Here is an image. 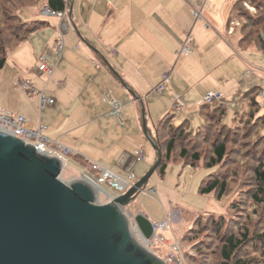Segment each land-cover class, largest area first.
Here are the masks:
<instances>
[{
	"label": "crops",
	"instance_id": "crops-1",
	"mask_svg": "<svg viewBox=\"0 0 264 264\" xmlns=\"http://www.w3.org/2000/svg\"><path fill=\"white\" fill-rule=\"evenodd\" d=\"M239 1L64 0L70 24L60 60L54 63L51 55L60 21L51 18L8 53L0 71V109L24 117L32 129L44 126L43 135L51 145L73 153L69 164L77 175L91 172V165L97 164L139 180L156 161L139 128L153 142L154 126L173 114L170 104L176 97L184 104L176 112L184 116L173 114V123L179 124L193 116L188 112L209 92H220L222 104L234 102L237 109L241 88L264 85L260 47L238 49L229 24ZM198 5L203 20L195 21L192 10ZM187 34L191 52L177 57ZM42 52L54 64L51 76L37 72ZM165 74L169 81L163 93L155 95L152 89ZM20 83L31 85L54 104L42 107L39 96L29 95ZM105 94L123 105V125L106 115ZM140 146L145 163L135 164L133 153ZM156 175L159 181L165 177Z\"/></svg>",
	"mask_w": 264,
	"mask_h": 264
},
{
	"label": "rangeland",
	"instance_id": "rangeland-1",
	"mask_svg": "<svg viewBox=\"0 0 264 264\" xmlns=\"http://www.w3.org/2000/svg\"><path fill=\"white\" fill-rule=\"evenodd\" d=\"M7 1L4 0L1 6L5 5L11 15L15 11L16 14L19 13L20 21L18 24L16 22L10 24L17 26V32L20 36L25 34V30L32 27V22H48L51 19L39 15L40 10L46 7L45 0H9L13 4H8ZM253 1L260 10L251 8L249 5H246L247 9H245L251 16L261 17L262 25L253 28L249 27L246 18H234L230 25L235 41H238L239 38L245 40L250 38L242 45L237 44V46H240L238 49L243 50L259 46L253 40L254 35H256L255 32L264 41V0ZM33 15L38 16L32 18ZM262 54H264V50ZM262 64L264 65V58ZM260 86L264 88V85ZM242 89L240 96L248 90ZM260 92L261 88L257 96L260 110L264 111V108L261 107ZM173 103L174 101L170 104L172 110ZM247 103L248 100L238 103L237 109H234V102L229 106L222 103L207 104L203 114L209 115V129L200 130L197 132L198 137H192L183 144L190 152L196 151L201 154V160L196 168L193 169L188 166L190 165L188 160L186 161L187 166L179 161L168 164L166 175L162 181H159L155 173L134 201L128 207L123 208V213L131 225L133 236L137 241L139 240L138 242L141 239L137 235L132 216L145 215L153 223L160 222L167 217L173 233L169 229L164 236L169 242L173 241L178 244L180 264H223L220 256L221 237L228 233L238 234L247 230L251 243L243 248L244 250L238 256V259H242L247 264H264V202L257 205L250 198L257 190L254 170L259 163L264 168V126L263 122L260 123L259 121L255 122L253 126L250 125L252 122L249 121L247 113H244L242 119L234 117L236 112H238L236 116H239L242 110L249 112L251 108L248 110ZM201 105L202 99L197 100L194 109L190 110L191 113L188 112L189 115H193L189 119L191 129L201 125L199 117V106ZM217 108L226 110L224 122L229 127L222 125L221 115H219ZM36 113L39 114L38 107H36ZM173 114L184 116L183 113L178 114L175 110H173ZM173 114H171V117H174ZM211 118L213 119L211 120ZM156 126L153 128V136H155ZM147 129L152 130L150 127H147ZM139 133L142 134L141 140L146 144L147 149L156 155L142 128H139ZM204 136L208 138L206 143H203L202 140ZM216 138H219L220 141L226 139V161L221 166L206 169L204 168L205 162L211 155V145ZM193 145H196L195 149L192 148ZM160 149L162 160L164 147L161 145ZM140 152H142L141 146L133 153L135 164L145 163L144 154L142 161H137L136 154ZM176 154L177 151L174 153V157ZM66 168L75 173V169L71 164H68ZM210 173L221 177L226 182L227 190L220 201L213 198L215 197L214 193L209 196H202L198 193L201 182ZM135 177L138 178L139 176ZM136 178L134 180L138 181ZM110 195V198L115 197L113 194ZM170 218L174 219L175 223L172 224ZM197 220L198 225H195ZM214 224L215 227H213ZM190 229L194 230L193 233H189ZM146 248L149 251L152 249L149 246H146ZM157 248V250H154L155 255L161 260L165 259L167 247L164 248L159 244Z\"/></svg>",
	"mask_w": 264,
	"mask_h": 264
},
{
	"label": "water",
	"instance_id": "water-1",
	"mask_svg": "<svg viewBox=\"0 0 264 264\" xmlns=\"http://www.w3.org/2000/svg\"><path fill=\"white\" fill-rule=\"evenodd\" d=\"M150 143L155 163L126 193L110 198L85 174L0 132V264H166L138 243L123 213L160 164ZM132 217L149 239L151 222Z\"/></svg>",
	"mask_w": 264,
	"mask_h": 264
},
{
	"label": "trees",
	"instance_id": "trees-1",
	"mask_svg": "<svg viewBox=\"0 0 264 264\" xmlns=\"http://www.w3.org/2000/svg\"><path fill=\"white\" fill-rule=\"evenodd\" d=\"M4 0H0V71L4 68L7 60L8 53L23 43L25 40L29 38L30 35L35 33L40 27L44 26L45 22L40 21H34L32 22V27L25 30V34L19 35L17 32V26L15 24L11 25V22H18L20 21L19 13L16 14V11L13 15L10 14L8 9H6L5 5L1 6ZM46 6L53 10V11H63L65 8V2L64 0H45ZM8 4H11V1H7ZM13 4V3H12ZM249 5L251 8H255L257 10H260L259 7L255 6V1L253 0H242L237 2L233 10L231 12L230 18H229V24L233 22L234 18L241 19L246 18V20L249 22V27L257 28L258 26L262 25V19L261 17H253L251 14L247 13L246 9ZM246 8V9H245ZM256 35L253 39L256 44H258L260 49L264 50V41L263 39H260V36L255 32ZM250 39V38H249ZM248 39V40H249ZM248 40L238 39L237 44L242 45L246 43ZM13 43V44H12ZM240 47V46H238ZM262 88L261 86H255L253 88H250L247 90L240 98L239 103H243L245 100H248V110L249 108L254 109L251 111V109L248 111L242 110L240 112L239 116H236L234 114V117L237 119H242L244 116V113H247L248 119L250 122H252L250 125H254L255 122H263L264 126V111L260 110L259 107V100H258V92ZM249 97V99H247ZM207 104H202L199 106V117L201 120V125L196 127L195 129H191L189 120H183L181 123L174 124L173 119L174 117H171V114H166L162 120H160L155 126V136H153L152 140L153 143L158 147V149L161 151L160 146L162 145L164 147V155L162 157V160L157 167L155 173L158 174L160 177H163L165 175V171L167 169L168 164L172 162H182L184 166L186 165V161H190L191 168L195 169L199 161L201 160V154L198 152H190L186 146L183 144L186 143V140L189 141L192 137L197 136V132H199L202 129H209L210 123L208 120L209 115H204V111L206 110L205 106ZM219 111V115H221V123L223 126L229 127L227 124H225V112L223 108H217ZM246 116V115H245ZM207 118V119H205ZM234 118V119H235ZM213 118H211L212 120ZM241 121V120H240ZM198 137V136H197ZM203 143H206L208 141V138L204 136L202 139ZM226 140V139H225ZM225 140H219V138H216L212 143V150L210 157L207 158L205 162L204 168L206 169H213L214 167L221 166L226 161V141ZM189 144V143H188ZM189 146V145H187ZM196 145H193L192 148L195 149ZM177 151V154L174 157V153ZM162 155V152H161ZM263 165L259 163L257 168L254 170V174L256 176V184H257V190L255 193L250 197L255 204L260 205L264 202V168H262ZM263 169V170H262ZM154 173V174H155ZM227 190L226 182L221 179V177H218L217 175H213V173H210L200 184L198 188L199 195L202 196H209L212 193L215 194V197H213L215 200L220 201V199L225 195ZM216 224V222H215ZM215 224L213 227H215ZM195 225H198V220L195 222ZM193 229L189 230V233H193ZM249 233L247 230L239 232L238 234L234 233H228L221 237V246H220V256L221 261L223 264H247V262H244L242 259H238V256L242 253L244 250L243 248L248 246L251 242ZM264 263V262H263Z\"/></svg>",
	"mask_w": 264,
	"mask_h": 264
},
{
	"label": "built area",
	"instance_id": "built-area-1",
	"mask_svg": "<svg viewBox=\"0 0 264 264\" xmlns=\"http://www.w3.org/2000/svg\"><path fill=\"white\" fill-rule=\"evenodd\" d=\"M65 8L63 11H53L49 9L47 6L40 10L39 15L46 18H57L60 23L58 25V35L55 41V44L52 48V57L54 59V63L58 62L61 58V54L64 50L65 44L63 40V35L68 29V22L66 21V12ZM192 17L195 21L203 20L202 17V6L198 5L196 8L192 10ZM205 27H208V24L205 23ZM192 39L191 35L187 34L185 39L183 40L182 46L180 50L177 52V57L182 55H188L191 52ZM50 55L47 52H42L37 57V72L42 75L51 76L54 69V64L50 62ZM169 81V75L165 74L162 77L161 82L152 89V93L155 95H161L164 90V86ZM21 88L27 92L29 95L34 96L38 95L40 98L41 106L44 105H53L54 100L50 98H46L42 92H36V90L27 83H20ZM260 97L261 107L264 108V88L262 86ZM104 102L109 107V112L106 114L108 117H113L117 120L118 124L123 125L122 120V104L111 98L108 94L103 96ZM223 101V96L220 92H209L202 98V104H213L218 103L221 104ZM173 110L176 112H180L184 109V104L180 100V98L176 97L175 101L172 105ZM46 128L44 126H39L37 129H32L28 127L27 121L22 116H16L11 112L0 109V132L10 135L23 143L33 146L34 148L41 150L54 158L59 159L63 166L67 167V165L71 162L72 152L61 145H51L46 137L43 136V131ZM137 161H142L144 155L142 152L136 154ZM88 179L94 183V185L98 186L101 191L105 194H113L114 196H120L126 193L134 184L133 175H129L127 177H120L109 170L102 168L97 164L91 165V172L84 173ZM104 188V189H103ZM169 221L167 217H165L161 222L152 224L153 233L151 237L147 240H142L141 234L137 232V235L141 239L140 242L143 243V246L151 247V251L153 254L154 250H157L158 245H162L167 247V255L163 261L166 264H180V260L178 259V255L180 254V248L177 243L169 242L165 239V234L171 228L169 225ZM139 241V240H138ZM147 249V248H146ZM148 250V249H147Z\"/></svg>",
	"mask_w": 264,
	"mask_h": 264
},
{
	"label": "bare ground",
	"instance_id": "bare-ground-1",
	"mask_svg": "<svg viewBox=\"0 0 264 264\" xmlns=\"http://www.w3.org/2000/svg\"><path fill=\"white\" fill-rule=\"evenodd\" d=\"M86 181H88L87 179H85ZM89 183H91L93 186H95L96 188H98L100 191H101V189L98 187V186H96V185H94L92 182H90V181H88ZM138 233L139 234H141L139 231H138ZM142 236V235H141ZM142 240L144 241V238H142ZM144 242H146V241H144ZM142 247H144L143 246V244L142 243H140V242H138ZM144 248H146V247H144Z\"/></svg>",
	"mask_w": 264,
	"mask_h": 264
}]
</instances>
